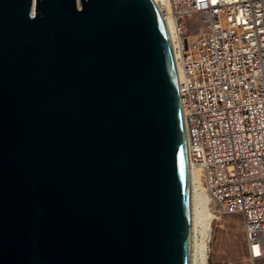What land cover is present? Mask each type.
<instances>
[{
  "label": "water",
  "instance_id": "obj_1",
  "mask_svg": "<svg viewBox=\"0 0 264 264\" xmlns=\"http://www.w3.org/2000/svg\"><path fill=\"white\" fill-rule=\"evenodd\" d=\"M0 264H194L154 0H0Z\"/></svg>",
  "mask_w": 264,
  "mask_h": 264
},
{
  "label": "built area",
  "instance_id": "obj_2",
  "mask_svg": "<svg viewBox=\"0 0 264 264\" xmlns=\"http://www.w3.org/2000/svg\"><path fill=\"white\" fill-rule=\"evenodd\" d=\"M175 28L189 159L264 264V0H159Z\"/></svg>",
  "mask_w": 264,
  "mask_h": 264
},
{
  "label": "rangeland",
  "instance_id": "obj_3",
  "mask_svg": "<svg viewBox=\"0 0 264 264\" xmlns=\"http://www.w3.org/2000/svg\"><path fill=\"white\" fill-rule=\"evenodd\" d=\"M200 179L202 188L209 194L201 174ZM208 211L216 217L212 223L209 264H248L241 215L222 216L212 199Z\"/></svg>",
  "mask_w": 264,
  "mask_h": 264
},
{
  "label": "bare ground",
  "instance_id": "obj_4",
  "mask_svg": "<svg viewBox=\"0 0 264 264\" xmlns=\"http://www.w3.org/2000/svg\"><path fill=\"white\" fill-rule=\"evenodd\" d=\"M160 9L159 0H154ZM172 48L175 44V28L170 18H163ZM178 82L180 72L176 68ZM190 161V159H189ZM192 185H193V212H194V264H209L210 243L212 240V223L216 217L208 211L210 195L202 188L201 171L190 162Z\"/></svg>",
  "mask_w": 264,
  "mask_h": 264
}]
</instances>
